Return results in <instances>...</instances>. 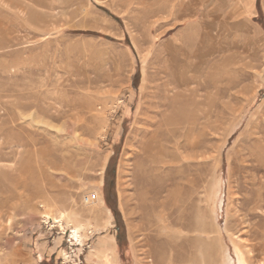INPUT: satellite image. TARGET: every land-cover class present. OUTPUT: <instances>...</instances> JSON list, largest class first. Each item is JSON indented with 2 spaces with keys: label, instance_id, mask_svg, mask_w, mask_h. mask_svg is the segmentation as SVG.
<instances>
[{
  "label": "rangeland",
  "instance_id": "obj_1",
  "mask_svg": "<svg viewBox=\"0 0 264 264\" xmlns=\"http://www.w3.org/2000/svg\"><path fill=\"white\" fill-rule=\"evenodd\" d=\"M147 115L180 171L149 214ZM263 154L264 0H0V264H75L74 229L85 264H150L153 232L161 264H264Z\"/></svg>",
  "mask_w": 264,
  "mask_h": 264
},
{
  "label": "bare ground",
  "instance_id": "obj_2",
  "mask_svg": "<svg viewBox=\"0 0 264 264\" xmlns=\"http://www.w3.org/2000/svg\"><path fill=\"white\" fill-rule=\"evenodd\" d=\"M180 21V20H179ZM196 24V23H195ZM248 27V26H247ZM262 47V46H261ZM201 52V51H200ZM199 56V55H198ZM202 56V55H201ZM200 56V57H201ZM204 57V56H203ZM185 58V57H184ZM188 58V57H187ZM202 58V57H201ZM198 59V58H197ZM203 60V58H202ZM201 60V61H202ZM179 61V60H177ZM187 61V60H186ZM200 61V60H199ZM181 62V61H180ZM179 62V63H180ZM183 63V61H182ZM196 64V63H195ZM179 65V64H178ZM181 65V64H180ZM186 65V64H185ZM183 65V66H185ZM198 65V64H197ZM199 66V65H198ZM195 67V66H194ZM200 67V66H199ZM167 70V69H166ZM164 72V71H163ZM192 72V71H191ZM165 73V72H164ZM167 73V71H166ZM198 73V72H197ZM190 74V73H189ZM170 80V79H169ZM168 80V81H169ZM171 81V80H170ZM163 82V81H161ZM165 82V81H164ZM197 82V81H196ZM170 83V82H169ZM163 84V83H162ZM167 84V83H166ZM165 84V85H166ZM177 85V84H176ZM161 86V85H160ZM170 86V85H169ZM175 85H173L174 87ZM156 87V86H155ZM159 87V86H158ZM164 87V85H163ZM161 87V88H163ZM167 87V86H165ZM190 87V86H189ZM159 88V89H161ZM155 89V88H154ZM164 89V88H163ZM173 89V88H171ZM175 89H177V86L175 87ZM167 90V89H166ZM169 90V89H168ZM178 91V90H177ZM195 91V90H194ZM166 93V92H165ZM178 93V92H177ZM159 95V94H158ZM166 95V94H165ZM157 96V95H156ZM164 96V95H163ZM173 96V95H172ZM155 97V96H154ZM161 97V96H160ZM175 97V96H173ZM179 97V96H178ZM153 98V97H152ZM157 98V97H156ZM162 98V97H161ZM167 98V95H166ZM171 99V97L169 98ZM173 99V98H172ZM171 99V100H172ZM152 100V99H151ZM162 102L164 101L163 99H161ZM155 101V100H154ZM158 102V100H156ZM166 103V102H165ZM168 103V102H167ZM158 104V103H155ZM161 104V103H160ZM153 105V104H152ZM167 105V104H166ZM156 106V105H155ZM154 106V107H155ZM162 106V105H161ZM168 106V105H167ZM152 107V106H151ZM171 107V106H170ZM150 108V107H149ZM159 108V106L157 107V109ZM163 108V107H162ZM173 109V108H171ZM170 109V110H171ZM154 111V110H153ZM151 110V112H153ZM158 111V110H157ZM160 111V110H159ZM158 111V112H159ZM147 112V111H146ZM150 112V111H149ZM155 112V111H154ZM161 112V111H160ZM165 113V111H164ZM173 113L175 114V112L173 111ZM172 113V114H173ZM169 114V112L167 113V115ZM171 114V115H172ZM158 116V114L156 113L153 116ZM163 115V114H162ZM166 115V116H167ZM148 116V115H147ZM145 116L146 118L145 121L142 124V128L141 131L139 132L135 142V148L132 149V159H133V173H134V180H135V185L139 186V189L141 190L140 192V196L142 199V212H146V214L148 213L149 210H151L150 208L152 206L155 205V202L159 199V197L163 196V194H166L168 197H170V199L172 197H175V193H176V181L175 178H177L176 176H174L175 174H179L180 171H176L175 172V161L176 157L175 154L171 151L173 147V144L170 143L169 139L164 138L163 137V131H162V127L165 126L160 120H158L159 123H157V119H155L154 117L151 116ZM165 117V114L162 116ZM158 119H161L160 117H157ZM172 118V117H171ZM143 119V120H144ZM166 119V118H165ZM162 120V119H161ZM174 119L172 118V121ZM165 121V120H164ZM176 121V120H175ZM74 124V123H73ZM166 124V123H165ZM75 125V124H74ZM168 126V125H166ZM170 126V125H169ZM174 127V125H172ZM177 126V125H176ZM164 128H169V127H164ZM177 129V128H176ZM140 130V129H139ZM171 130V129H168ZM175 130V129H174ZM173 131V130H171ZM171 131H168L171 132ZM177 131V130H176ZM166 132V131H165ZM263 133V131H261ZM260 132V133H261ZM175 133V132H173ZM172 133V134H173ZM170 134V133H169ZM185 134V133H184ZM255 134V132L253 133ZM177 135V134H176ZM261 135V134H260ZM166 136V135H165ZM263 137V136H262ZM176 138V137H174ZM258 138V137H257ZM172 139V138H171ZM170 139V140H171ZM177 139V138H176ZM175 139V140H176ZM255 139V138H254ZM174 140V139H173ZM257 140V139H256ZM174 142V141H173ZM178 144V142H177ZM262 145V144H260ZM178 146V145H177ZM258 147V146H257ZM259 148V147H258ZM177 149V148H176ZM262 149V148H259ZM175 150V149H174ZM259 152V151H258ZM257 153V152H256ZM249 156V154L247 155V157ZM252 156V155H251ZM250 156V157H251ZM254 156V155H253ZM264 156V154H263ZM250 159V158H249ZM248 159V160H249ZM262 159V158H261ZM253 162V161H252ZM259 162V161H258ZM253 164V163H252ZM256 165V164H255ZM177 166V165H176ZM264 166V165H263ZM262 166V167H263ZM260 168V167H259ZM264 169V168H263ZM172 174H173V178H172ZM175 177V178H174ZM183 177V176H182ZM181 177V178H182ZM184 178V177H183ZM182 178V179H183ZM164 179L168 180V184H166L164 182ZM185 179V178H184ZM182 183V181H181ZM186 185V184H185ZM263 187V186H262ZM138 198V197H137ZM146 202H145V201ZM172 202V201H171ZM147 203V204H144ZM168 205V204H167ZM155 207V206H154ZM255 208V207H254ZM153 209V208H152ZM151 213H153V211H151ZM150 213V214H151ZM160 213V210H159ZM169 213V212H168ZM146 214H142V217H146ZM149 214V213H148ZM165 214V213H164ZM169 216V215H168ZM166 217V216H165ZM159 218V217H158ZM161 218V217H160ZM141 220V219H140ZM148 219H144V222H142V224L139 226L141 231H146V230H151L150 228H153L152 224H149V222L147 221ZM164 220V219H163ZM154 223V221H153ZM149 224V228H146L145 225ZM155 224V223H154ZM157 224V223H156ZM155 224V226H156ZM158 224H163L158 223ZM154 226V227H155ZM148 227V225H147ZM159 228V225H158ZM258 228V227H257ZM157 230V227L155 228V231ZM160 230V228H159ZM158 231V230H157ZM156 231V232H157ZM163 231V230H162ZM77 230H73V236L78 238V234H77ZM137 232V231H136ZM150 233V232H149ZM163 233V232H162ZM159 234V233H157ZM145 234H143L144 236ZM150 237L146 238L145 235V243L144 245H146V247H148L147 250V254L149 255V257L151 258L150 260V264H161V262L163 261L162 259V255H161V250L162 247V243L163 241L159 240L161 239L163 236H161L160 238H157V236L155 237H151L154 235H150L148 234ZM156 235V234H155ZM165 237V236H164ZM164 239V238H162ZM161 241V242H160ZM246 242V241H245ZM249 242V241H248ZM247 245V244H246ZM249 245V244H248ZM254 246V245H253ZM256 246V245H255ZM261 247V246H260ZM143 248V247H142ZM249 249V248H248ZM255 249V248H254ZM257 250V249H256ZM177 251V250H176ZM251 251V250H250ZM254 251V250H253ZM172 257H174L172 255ZM174 260H176V258H174ZM180 260V259H179ZM254 262V261H253Z\"/></svg>",
  "mask_w": 264,
  "mask_h": 264
},
{
  "label": "built area",
  "instance_id": "obj_3",
  "mask_svg": "<svg viewBox=\"0 0 264 264\" xmlns=\"http://www.w3.org/2000/svg\"><path fill=\"white\" fill-rule=\"evenodd\" d=\"M97 200H98V195L96 193H92V194H89L85 197L84 202L88 205H93ZM43 222H44V227L48 229L47 225L49 224V221L46 220ZM73 237H71L70 239L68 238V240H67L68 252L73 257H76V263L75 264H85L84 260L81 257L83 256L84 252L90 248V246L88 243L87 244L86 243L76 244V241ZM73 242H75V243H73Z\"/></svg>",
  "mask_w": 264,
  "mask_h": 264
},
{
  "label": "trees",
  "instance_id": "obj_4",
  "mask_svg": "<svg viewBox=\"0 0 264 264\" xmlns=\"http://www.w3.org/2000/svg\"><path fill=\"white\" fill-rule=\"evenodd\" d=\"M117 20L119 21V19H118V18H117ZM119 22H120V21H119ZM125 43H126V44H129L127 40L125 41Z\"/></svg>",
  "mask_w": 264,
  "mask_h": 264
}]
</instances>
